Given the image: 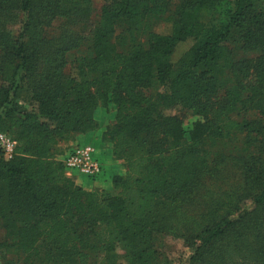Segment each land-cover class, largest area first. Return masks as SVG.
I'll return each mask as SVG.
<instances>
[{"label": "trees", "instance_id": "trees-1", "mask_svg": "<svg viewBox=\"0 0 264 264\" xmlns=\"http://www.w3.org/2000/svg\"><path fill=\"white\" fill-rule=\"evenodd\" d=\"M170 4L104 0L89 35L57 43L40 27L74 14L87 19L92 0H0V130L17 141L13 159L0 154V249L13 250L11 264H90L97 256L114 264L118 246L129 264H149L160 205L189 194L197 174L209 168L211 151L202 145L213 147L256 123L230 114L213 120L211 97L222 85L224 62L250 92L239 100L242 109L263 108L264 119V0ZM20 14L21 28L12 35L3 21ZM162 24L165 33L157 31ZM86 39L90 55L76 58L65 75L66 52ZM237 39L257 58L235 60ZM110 105L115 114L103 141L113 145L124 173L113 176V193H100L77 185L58 156L61 143L96 129L95 111ZM175 108L204 122L188 132L181 116L168 113ZM257 124L259 151L245 158L242 175L258 190L185 238L188 264L209 261L232 232L240 244L241 226L251 219L262 245L256 262L241 264H264V217L257 216L264 209V121Z\"/></svg>", "mask_w": 264, "mask_h": 264}, {"label": "rangeland", "instance_id": "rangeland-1", "mask_svg": "<svg viewBox=\"0 0 264 264\" xmlns=\"http://www.w3.org/2000/svg\"><path fill=\"white\" fill-rule=\"evenodd\" d=\"M180 0H170L171 6L175 7ZM104 0H92L90 14L88 18H82L80 14H74L67 17L57 18L50 24L41 26L40 31L44 37L49 40H55L60 43L62 40L78 39L89 35L90 31L97 26L101 19V9ZM24 15L20 14L16 19L12 15L4 19L3 27L12 35H17ZM86 19V20H85ZM123 25L118 26L117 33H120ZM168 25L162 24L157 31L165 33L168 31ZM65 36V39H63ZM84 39V38H83ZM114 39V38H113ZM112 39V40H113ZM90 41L82 40L78 48H71L66 52V63L64 68L65 75L70 72L73 61L81 56H89L88 44ZM71 43V42H70ZM190 47V44L181 43L174 54V61H177ZM232 47V55L235 60L256 59L258 51L247 53L241 49V42L236 40ZM229 62V61H228ZM224 62L218 71L222 85L219 90L211 97L213 108V120L218 121L231 117L248 122H256L254 126L239 130L231 137L218 142L215 146L202 145L206 151H211L209 157V168L203 173H198L189 194L180 200L165 201L157 210L158 220L155 224L156 230L152 240V251L150 253L149 264H188L191 251L185 245V238L190 237L201 231L206 224L213 219L221 217L234 206L240 205L251 193L257 191L256 187H249L242 175V165L245 158L257 154L259 151V139L252 132L253 128L259 125L257 121H264L263 108L254 110H243L239 100L245 99L250 93L244 84L239 82L237 75L232 72V68ZM250 77V76H249ZM226 100V102H224ZM229 101L234 102V109H229ZM100 123L108 120L113 121L115 110L112 105L108 108L98 107L95 111ZM168 113L176 114L183 118V126L189 132L198 122H204L201 116H194L180 108L169 110ZM109 123V124H110ZM106 145L110 142H104ZM112 145V144H111ZM113 150V145H112ZM113 152V151H112ZM93 158L100 161L103 155L98 151L93 153ZM123 161L121 160V173H124ZM106 168V167H105ZM89 177V176H87ZM92 178V177H90ZM103 192H114L103 191ZM102 193V192H100ZM244 199V200H243ZM257 216L264 217V209ZM261 218V219H262ZM257 221L248 220L241 226L240 233L242 238L240 244L236 242L235 232H232L215 246L216 252L209 261L202 264H241L256 262V254L260 250L262 242L260 238H254L256 234L255 225ZM167 227L162 228V225ZM247 237V238H246ZM5 238L4 233L0 231V241ZM245 239V240H244ZM15 255L11 249H0V264H11L14 262ZM114 264H129L127 251L124 246H118L113 254ZM90 264H105L100 256L94 257Z\"/></svg>", "mask_w": 264, "mask_h": 264}, {"label": "crops", "instance_id": "crops-1", "mask_svg": "<svg viewBox=\"0 0 264 264\" xmlns=\"http://www.w3.org/2000/svg\"><path fill=\"white\" fill-rule=\"evenodd\" d=\"M95 119L98 122V127L87 133H80L76 138L68 143H61L60 148L62 154L58 156L59 160H63L64 155L75 145H91L94 152L98 151L103 155V160L99 161L101 164V172L94 178L87 177V175L75 170L67 171V176L70 177L77 185L89 191L103 192L112 190V178L114 175L121 172V160H116L113 157L112 145H106L103 141V134L110 123L109 119L100 123L97 113ZM106 167V168H105Z\"/></svg>", "mask_w": 264, "mask_h": 264}, {"label": "built area", "instance_id": "built-area-1", "mask_svg": "<svg viewBox=\"0 0 264 264\" xmlns=\"http://www.w3.org/2000/svg\"><path fill=\"white\" fill-rule=\"evenodd\" d=\"M17 141L7 132L0 130V154L7 161L15 156ZM91 145H75L63 158L67 171H79L89 177H96L101 172V164L93 158Z\"/></svg>", "mask_w": 264, "mask_h": 264}]
</instances>
